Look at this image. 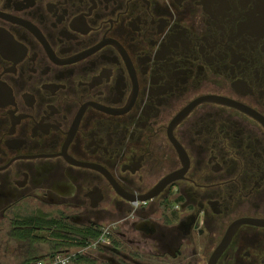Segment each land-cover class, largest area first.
Masks as SVG:
<instances>
[{
    "label": "flooded vegetation",
    "instance_id": "obj_1",
    "mask_svg": "<svg viewBox=\"0 0 264 264\" xmlns=\"http://www.w3.org/2000/svg\"><path fill=\"white\" fill-rule=\"evenodd\" d=\"M0 264H264V0H0Z\"/></svg>",
    "mask_w": 264,
    "mask_h": 264
},
{
    "label": "built area",
    "instance_id": "obj_2",
    "mask_svg": "<svg viewBox=\"0 0 264 264\" xmlns=\"http://www.w3.org/2000/svg\"><path fill=\"white\" fill-rule=\"evenodd\" d=\"M103 236H101V238H102Z\"/></svg>",
    "mask_w": 264,
    "mask_h": 264
}]
</instances>
